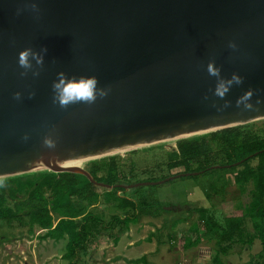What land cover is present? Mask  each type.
<instances>
[{
  "label": "water",
  "instance_id": "water-1",
  "mask_svg": "<svg viewBox=\"0 0 264 264\" xmlns=\"http://www.w3.org/2000/svg\"><path fill=\"white\" fill-rule=\"evenodd\" d=\"M29 2L0 0V178L45 169L113 187L83 167H50L264 118V0H37L38 14ZM229 41L237 47L229 48ZM25 47L43 55V64L33 60L21 77L17 59ZM213 60L220 77L207 71ZM61 71L69 78L94 74L110 91L93 104L60 108L52 101V82ZM233 72L243 84H233L224 99L213 95ZM248 89L261 103L237 108ZM17 91L20 100L13 98ZM46 135L55 139L54 148L45 147ZM224 167L230 165L208 169Z\"/></svg>",
  "mask_w": 264,
  "mask_h": 264
},
{
  "label": "trees",
  "instance_id": "trees-1",
  "mask_svg": "<svg viewBox=\"0 0 264 264\" xmlns=\"http://www.w3.org/2000/svg\"><path fill=\"white\" fill-rule=\"evenodd\" d=\"M175 143L171 150L156 144L129 153H153L155 167L165 166L168 172L177 168L204 172L214 165H230L231 183L243 199L235 214L220 221L206 207L162 202L149 193L136 192V187L125 189L123 185L170 175L141 178L148 174V166L116 154L89 160L85 166L96 181L113 187L96 186L85 175L67 171L39 170L0 178V225L27 224L29 233L36 225L38 240H65L62 258L67 264H87L82 254L98 235L106 232L117 242L116 233L128 230L146 215L167 211L178 215L171 221L173 228L191 222L194 239L185 240L186 248L196 247L203 238L215 241L212 264H226L223 257L235 246L251 248L255 240L261 244L257 259L244 264H264V124L249 122ZM100 206L104 213L98 211ZM130 262L147 264L145 256Z\"/></svg>",
  "mask_w": 264,
  "mask_h": 264
},
{
  "label": "rangeland",
  "instance_id": "rangeland-1",
  "mask_svg": "<svg viewBox=\"0 0 264 264\" xmlns=\"http://www.w3.org/2000/svg\"><path fill=\"white\" fill-rule=\"evenodd\" d=\"M253 122L261 126L264 124V118ZM176 140L177 139H171L141 146L136 149L163 144L165 149L171 150L175 148ZM130 151L131 150H124L112 155L117 154L122 158L131 157L137 159L141 167L148 166V174L141 175V178L160 177L161 175L163 178L164 175H172L184 171L183 168H177L168 172L165 166L155 167L153 153L139 152L137 155H131V153H129ZM153 152L157 154L159 151L154 150ZM88 161L89 160L82 161L80 167L85 168ZM230 168L231 167L209 169L197 175L179 177L161 184L142 185L136 187L135 191L138 193H149L162 202H190L195 204V206L206 207L214 214L217 220L221 221L224 216H230L234 213L236 204L241 200L237 186H232L231 180L233 172ZM98 211L103 212V207H98ZM177 217V214L166 211L158 215H146L143 219L162 221L165 218L167 226L164 232H166L169 227L174 231L182 232L186 229L184 223L179 224L175 228H173L172 225L170 226L171 221ZM28 228L29 226L27 224L18 225L17 222H3L0 225V264H67V260L62 258L65 240L59 242H54L49 239L41 241L36 238V235L40 232L37 226L35 225L33 227L32 233L28 232ZM137 233L136 225H132L128 230L116 233L115 235L120 239V237L125 234L123 238L126 237V239H131L135 237ZM143 234H145V232H143ZM137 236L138 234L136 237ZM118 241L114 242L112 237L106 232L100 234L87 252L82 254V259L87 264H126L127 261L123 260L116 262L117 254L124 257L136 258L146 251V248L143 246L132 247L129 248V250H124L121 246H118L115 249L118 245ZM126 241L128 240L124 242ZM166 241L168 242V239H166ZM215 249V241L208 238H203L196 247L191 248H183L181 243H176V245L171 244L170 246L168 242V246L162 248V250L156 256L151 257V259H155L156 264H177L179 261L185 260H192L195 264H211ZM260 250V241L255 240L251 248L235 246L223 257V260L226 264H244L249 262L250 259L256 260V256Z\"/></svg>",
  "mask_w": 264,
  "mask_h": 264
},
{
  "label": "clouds",
  "instance_id": "clouds-1",
  "mask_svg": "<svg viewBox=\"0 0 264 264\" xmlns=\"http://www.w3.org/2000/svg\"><path fill=\"white\" fill-rule=\"evenodd\" d=\"M26 6L33 12L38 14L40 9L38 7L37 0H30L29 3H26ZM19 13V10H18ZM228 47L235 49L237 44L235 41H229ZM44 52L47 49H43ZM33 60L37 64H43V55L36 53L31 47H25L18 53L17 64L22 71L20 76H26L28 72L33 67ZM207 71L209 75L213 77H220V69L215 65V61H209L207 65ZM33 76H38V72H33ZM58 79L52 82V101L54 104H57L60 108H68L70 105L75 103H84V104H93L97 99H102L106 97L110 91V88L101 86L99 84L98 77L96 75H81L79 78H69L66 74L61 71L57 73ZM244 78L237 72H233L231 77L225 82L223 79H220L217 83L213 95L219 99H224L227 93L230 91L233 84L239 86L243 84ZM254 91L248 89L242 93L236 100V107L241 108L242 110H253L261 102L256 100L253 102L252 97ZM35 96V92L29 94V98ZM13 98L20 100L22 94L20 91L13 93ZM206 98V97H205ZM225 105H230V101H225ZM28 138L25 135L24 139ZM43 143L47 148H54L56 146L55 139L51 135H46L44 137Z\"/></svg>",
  "mask_w": 264,
  "mask_h": 264
},
{
  "label": "crops",
  "instance_id": "crops-1",
  "mask_svg": "<svg viewBox=\"0 0 264 264\" xmlns=\"http://www.w3.org/2000/svg\"><path fill=\"white\" fill-rule=\"evenodd\" d=\"M232 186L234 187V185H232ZM238 192H239V190H238ZM235 211H236V209L234 210L233 214H235ZM159 217H162V216H159ZM135 225H136V231H138V233H137L138 236L136 237V235H137L136 234L135 237H132L131 239L130 238L126 239V237L123 238V236L125 235L124 234L123 236L120 237V239L118 241V245L115 247V249L118 246H121L122 249H124V250H129V248L136 247V246H143L146 248V251H144L142 253V255H140L139 257H136V258L124 257V256L117 254V256H116L117 261L116 262H118V261L120 262L121 260H123V261H127V263L125 262L126 264H142V263H132L130 261L138 259L142 256H145L147 264H156L155 259H151V257L156 256L162 250V248H166V246H168V242H169L170 246H171V244L176 245V243H181L182 247L185 248V240L189 239V238L192 240L194 239V235H192V233L189 229L191 222H185L184 223V225H186L185 226L186 231L183 230L182 232H179L176 230L174 231L171 229V227H169V229L166 232H164V230L167 226V224L165 222V218L162 221H156L154 219H143V217H142L141 220ZM170 226H171V224H170ZM143 232H145V234H143ZM124 239L128 240V241L124 242L125 241ZM166 239H168V242L166 241ZM119 244H121V245H119ZM107 258H108V256H107ZM180 263H182V264H195V263H193L192 260L179 261L177 264H180ZM198 264H200V263H198ZM211 264H212V262H211Z\"/></svg>",
  "mask_w": 264,
  "mask_h": 264
},
{
  "label": "bare ground",
  "instance_id": "bare-ground-1",
  "mask_svg": "<svg viewBox=\"0 0 264 264\" xmlns=\"http://www.w3.org/2000/svg\"><path fill=\"white\" fill-rule=\"evenodd\" d=\"M82 161L84 160H66V161L60 162L57 165H53L52 167H50V169H54V170L75 169V168L80 167Z\"/></svg>",
  "mask_w": 264,
  "mask_h": 264
},
{
  "label": "built area",
  "instance_id": "built-area-1",
  "mask_svg": "<svg viewBox=\"0 0 264 264\" xmlns=\"http://www.w3.org/2000/svg\"><path fill=\"white\" fill-rule=\"evenodd\" d=\"M180 264H182V263H180Z\"/></svg>",
  "mask_w": 264,
  "mask_h": 264
}]
</instances>
